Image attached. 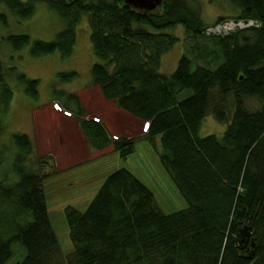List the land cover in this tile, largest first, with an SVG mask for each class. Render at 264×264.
<instances>
[{
    "label": "trees",
    "instance_id": "1",
    "mask_svg": "<svg viewBox=\"0 0 264 264\" xmlns=\"http://www.w3.org/2000/svg\"><path fill=\"white\" fill-rule=\"evenodd\" d=\"M161 1L158 9L145 11L125 0H0L22 19L42 2L66 20L51 40L28 34L5 39L16 51L30 46L32 57L73 56L77 24L87 16L96 58L91 82L119 109L149 122L144 136L161 137L162 164L188 202L165 212L131 170L110 171L86 208H64L74 243L65 253L51 220L47 177L26 162L33 138L14 133L18 153L8 170V149L0 146V264L14 257L19 244L26 254L18 264H264V0H229L238 20L259 24L221 34L207 32L222 22L206 23L190 0ZM0 21L7 25L5 13ZM178 25L211 43H193L174 72L162 73L163 56L180 40L168 30ZM16 70H7L0 55L3 118L14 98L6 74L28 96L40 94V80ZM79 76L76 70L58 73L60 83ZM54 87L57 98L78 103L76 117L92 149L113 144L123 158L135 151L134 139L113 141L104 122L84 118L79 98ZM209 114L226 124L222 136L200 134ZM6 132L0 120V138ZM245 224L257 241L253 257L235 239Z\"/></svg>",
    "mask_w": 264,
    "mask_h": 264
},
{
    "label": "rangeland",
    "instance_id": "2",
    "mask_svg": "<svg viewBox=\"0 0 264 264\" xmlns=\"http://www.w3.org/2000/svg\"><path fill=\"white\" fill-rule=\"evenodd\" d=\"M190 2L200 7L201 15L208 24L238 20L236 18L238 10L229 0ZM0 12L5 13L7 17V25L0 21V55L5 68L17 69V72L40 80L39 97L32 98L25 93L23 85L17 78L6 74L7 81L14 91V98L4 118L0 111V120L6 125L7 131L5 137L0 138V146L5 144L8 149L5 151L4 169L11 168L18 153L12 135L30 134L34 148L26 162L28 161V165H34L47 177L45 188L52 210L51 220L63 251L70 253L74 250L64 208L66 205L86 208L107 173L118 168L131 170L151 188L157 204L165 212L187 207V200L162 164L161 137L151 140L144 136L145 122L118 109L114 101L104 98L100 86L91 82V69L96 58L90 42L87 16H83L77 24V44L73 56L62 57L56 52L32 57L30 46L16 51L5 39L13 34H28L32 39L51 40L58 31L67 26L66 20L55 9L42 2L37 5L35 14L26 19L16 16L2 5ZM249 26L252 24L242 28ZM168 31L174 33L180 40L163 56L162 73L174 72L179 59L184 52H188L187 48L193 43H211V38H194L188 35L182 25ZM69 70L78 71L80 76L71 82L60 83L58 73ZM56 84L68 97L73 95L80 99L85 113L84 118L98 116L106 125L109 124L113 141L119 136L134 139L135 151L127 158H123L113 144L102 149H92L76 117L75 109L78 103L74 99L67 100V97L57 98L54 90ZM248 105L255 107L257 102L249 100ZM225 129V123L209 114L203 121L200 134L222 136ZM14 249L15 255L7 264H18L26 254L25 248L20 244L15 245Z\"/></svg>",
    "mask_w": 264,
    "mask_h": 264
},
{
    "label": "water",
    "instance_id": "3",
    "mask_svg": "<svg viewBox=\"0 0 264 264\" xmlns=\"http://www.w3.org/2000/svg\"><path fill=\"white\" fill-rule=\"evenodd\" d=\"M125 2L136 9H144L145 11H152L161 5V0H125ZM240 20H236L239 22ZM244 24H259L256 20L250 19L241 20ZM236 241L239 243L240 249H247L249 257H253L257 246V241L253 235V231L249 224H245L239 229L236 235Z\"/></svg>",
    "mask_w": 264,
    "mask_h": 264
},
{
    "label": "built area",
    "instance_id": "4",
    "mask_svg": "<svg viewBox=\"0 0 264 264\" xmlns=\"http://www.w3.org/2000/svg\"><path fill=\"white\" fill-rule=\"evenodd\" d=\"M251 24L254 25L253 23H251ZM245 25L246 24H244L242 22L225 21L224 23L222 22V23H219V24H217L215 26L209 27L207 29V32L208 33H212V34L228 33L230 31H233V30L237 29V28H242V26H245ZM248 25H250V24H248Z\"/></svg>",
    "mask_w": 264,
    "mask_h": 264
},
{
    "label": "crops",
    "instance_id": "5",
    "mask_svg": "<svg viewBox=\"0 0 264 264\" xmlns=\"http://www.w3.org/2000/svg\"><path fill=\"white\" fill-rule=\"evenodd\" d=\"M105 98V97H104ZM106 99V98H105ZM106 100H108V99H106ZM108 101H112L113 102V100H108ZM115 103V102H114ZM117 106V105H116ZM118 108V107H117ZM119 109V108H118ZM121 111H123V112H125V113H127L129 116H133V115H131L129 112H127V111H125V110H122V109H120ZM134 118H136L135 116H133ZM95 119H97V120H101V118L100 117H98V116H96L95 117ZM137 120H139L138 118H136ZM140 121V120H139ZM107 126H109V124L107 125ZM109 128H110V126H109Z\"/></svg>",
    "mask_w": 264,
    "mask_h": 264
},
{
    "label": "flooded vegetation",
    "instance_id": "6",
    "mask_svg": "<svg viewBox=\"0 0 264 264\" xmlns=\"http://www.w3.org/2000/svg\"><path fill=\"white\" fill-rule=\"evenodd\" d=\"M243 250H245L248 253L247 249H243Z\"/></svg>",
    "mask_w": 264,
    "mask_h": 264
}]
</instances>
